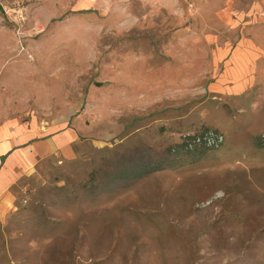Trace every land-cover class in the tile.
<instances>
[{
	"label": "rangeland",
	"instance_id": "rangeland-1",
	"mask_svg": "<svg viewBox=\"0 0 264 264\" xmlns=\"http://www.w3.org/2000/svg\"><path fill=\"white\" fill-rule=\"evenodd\" d=\"M6 120L76 137L12 167L0 264H264V0H0Z\"/></svg>",
	"mask_w": 264,
	"mask_h": 264
},
{
	"label": "crops",
	"instance_id": "crops-1",
	"mask_svg": "<svg viewBox=\"0 0 264 264\" xmlns=\"http://www.w3.org/2000/svg\"><path fill=\"white\" fill-rule=\"evenodd\" d=\"M52 4L56 0H46ZM71 10H91L99 8L102 0H59ZM51 6L45 8L48 12ZM239 51L242 47L238 48ZM239 61V60H238ZM73 126H64L60 129H50L36 121L6 120L0 123V209L7 206L8 195L4 193L14 165L27 169L34 157L46 155L56 149L64 155L68 154L69 146L75 139Z\"/></svg>",
	"mask_w": 264,
	"mask_h": 264
},
{
	"label": "trees",
	"instance_id": "trees-1",
	"mask_svg": "<svg viewBox=\"0 0 264 264\" xmlns=\"http://www.w3.org/2000/svg\"><path fill=\"white\" fill-rule=\"evenodd\" d=\"M194 136L190 137L191 139L193 138ZM191 143H195V142H192V141H183L182 142V145L184 147H186L188 144H191ZM198 143H201V144H205V141L204 140H200ZM160 168V165L156 164V165H143L141 167V169H138V170H132L131 168H127V172L125 173L124 177H130V176H139L141 175L142 173H145V172H148V171H151V170H155V169H159Z\"/></svg>",
	"mask_w": 264,
	"mask_h": 264
},
{
	"label": "built area",
	"instance_id": "built-area-1",
	"mask_svg": "<svg viewBox=\"0 0 264 264\" xmlns=\"http://www.w3.org/2000/svg\"><path fill=\"white\" fill-rule=\"evenodd\" d=\"M200 140H204L205 143L213 145V144H216L217 140H220V137H219V135L215 134V132L213 134L209 133V132L208 133L203 132V133L198 134L192 138V142H199Z\"/></svg>",
	"mask_w": 264,
	"mask_h": 264
}]
</instances>
